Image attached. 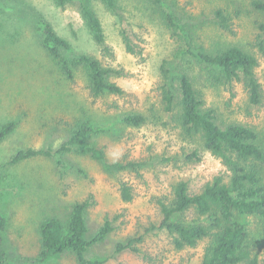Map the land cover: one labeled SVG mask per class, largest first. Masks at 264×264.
Segmentation results:
<instances>
[{
    "label": "rangeland",
    "instance_id": "1",
    "mask_svg": "<svg viewBox=\"0 0 264 264\" xmlns=\"http://www.w3.org/2000/svg\"><path fill=\"white\" fill-rule=\"evenodd\" d=\"M85 1L101 20L110 55L95 43L79 0L65 6L56 0H0V127L16 123L15 131L0 144V215L8 221L2 244L5 264H38L25 260L40 254L42 223L57 217L66 224L73 206L85 200L93 204L86 214L89 241L107 219L113 227L106 240L88 249V259L103 264H201L207 242L177 250L172 237L161 229L158 200L171 199L180 182L197 193L214 177L227 176L228 170L203 149L199 138L186 135L174 115L164 112L162 67L188 73L203 109L215 111L222 127L253 128L264 149V54L256 47L259 36L264 38V12L253 6L260 0H172L177 16L193 32L195 45L209 50L237 45L258 58L255 72L263 91L259 105L251 104L242 82L214 83L204 64L178 59L183 43L152 0H113L115 8L101 0ZM217 10L231 18L228 31L217 26ZM43 22L72 45L74 52L64 54L68 59L87 54L104 67L121 71L110 80L124 95L94 99L82 68L69 80L60 59L43 46ZM123 33L136 54L127 51ZM135 114L144 116L145 124L136 127L124 122ZM86 123L92 133L73 151L56 154ZM88 147L104 151L108 165L80 153L79 148ZM29 148H51L54 155L9 164L15 154ZM196 150L201 160H188ZM128 162L139 166L127 170L110 166ZM122 182L133 189L131 203L121 198ZM238 218L249 232L251 251L264 264L259 219ZM139 237L140 253H116L117 244ZM43 264L78 262L67 252Z\"/></svg>",
    "mask_w": 264,
    "mask_h": 264
},
{
    "label": "trees",
    "instance_id": "2",
    "mask_svg": "<svg viewBox=\"0 0 264 264\" xmlns=\"http://www.w3.org/2000/svg\"><path fill=\"white\" fill-rule=\"evenodd\" d=\"M60 6L74 0H56ZM108 7L115 8L113 0H101ZM159 7L168 26L183 43L177 51V58L193 59L208 68V78L217 84L232 85L242 82L249 94L252 105H259L263 99L262 86L256 76L259 65L258 58L237 45L207 49L203 45H195L193 32L188 29L187 22L179 18L173 9L172 0H152ZM172 2V3H171ZM82 16L90 29L95 43L103 53L111 54L106 44L101 20L89 6L87 1L79 0ZM253 6L264 12V1H254ZM216 24L228 31L231 18L223 10L216 11ZM43 46L55 59H60L63 71L69 80L74 79L75 71L84 69L89 77V90L94 99L106 95L123 96L124 91L110 78L122 72L104 67L96 58L81 54L68 59L64 54L74 52L72 45L60 37L51 24L43 22ZM126 49L136 54L131 40L123 33ZM256 47L264 54V38L259 36ZM164 83L161 87V98L164 112L174 115L181 129L189 138H199L203 149L219 158L227 168V176L219 175L197 192L192 193L186 182H180L174 188L173 197L166 201L159 199L158 205L162 215L161 229L171 237L177 250L196 248L201 242L207 245L201 264H260L259 256L249 246V232L238 217H255L259 219L261 244L264 248V149L259 143V134L251 127L241 124H230L222 127L217 122L215 111L204 110L201 95L194 87L192 78L185 71L175 73L170 67H162ZM175 73V74H174ZM124 122L130 126H142L146 118L140 114L125 117ZM16 129L15 122L0 127V144ZM92 133L90 124H84L73 137L63 144L56 154L73 151L81 141ZM80 153L107 164L104 151L88 147L80 149ZM50 149H26L15 154L10 165H16L40 156L52 157ZM188 160H201L196 150L187 156ZM119 170L137 169L139 163L128 162L110 165ZM120 194L124 202L131 203L134 192L128 183L122 182ZM90 200L76 203L65 224L61 219H46L40 228L41 251L36 259L26 262L43 264L48 258L67 252L72 253L78 264H103L102 261L90 260L86 257L88 249L101 243L113 232L112 223L107 219L92 241L87 239L86 214L92 207ZM188 216H192L188 220ZM8 221L0 215V264L7 261L6 252L2 249L4 234ZM142 238H128L117 244L116 253L130 250L140 253L138 245Z\"/></svg>",
    "mask_w": 264,
    "mask_h": 264
}]
</instances>
